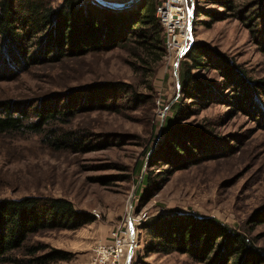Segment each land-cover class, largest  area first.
Returning a JSON list of instances; mask_svg holds the SVG:
<instances>
[{
  "label": "rangeland",
  "instance_id": "1",
  "mask_svg": "<svg viewBox=\"0 0 264 264\" xmlns=\"http://www.w3.org/2000/svg\"><path fill=\"white\" fill-rule=\"evenodd\" d=\"M187 1V49L192 42L207 44L233 59L252 78L264 77V54L242 19H211L205 10L223 9L211 0ZM184 54L177 57L175 49L165 47L151 66L115 47L60 62L32 64L21 71L15 64L0 67V101H11L16 108L17 104L26 109L39 102L51 103L58 94L61 101L72 104L77 91L105 80L129 83L145 96L138 102L119 98L115 106L106 108L78 107L59 119L56 123L61 130L86 135L78 150L52 147L32 132H0V198L63 197L92 218L77 229L30 234L25 246L13 250L3 264H29L25 251L31 245L46 247L38 255L52 248L66 252L65 259L48 264H99L100 246L111 253L119 245L122 251L114 264H125L132 242L130 224L134 247L129 264L140 260L200 264L176 251L145 252L150 238L145 221L168 211L214 217L232 228L249 229L255 242L264 247V112L256 120L247 104L238 110L230 98L231 89L223 87L215 90L214 100L204 109L175 122L187 126V135L176 134L184 133L176 130L170 136L167 126L175 118L171 106L179 95ZM194 72L212 85H225L216 69ZM171 137L186 155L173 154L167 146ZM163 168H170L172 174L147 201H141L143 175L155 176Z\"/></svg>",
  "mask_w": 264,
  "mask_h": 264
},
{
  "label": "trees",
  "instance_id": "2",
  "mask_svg": "<svg viewBox=\"0 0 264 264\" xmlns=\"http://www.w3.org/2000/svg\"><path fill=\"white\" fill-rule=\"evenodd\" d=\"M211 2L223 11L208 9L204 11L207 16L216 20L229 16L242 19L264 54V0ZM156 6L153 0H140L122 9L106 7L94 0L57 3L54 0H0V67L5 69L15 64L21 71L32 64L60 62L115 47L124 48L142 61L151 62V66L155 65L164 53L166 39L156 16ZM208 68L216 69L225 80L224 86L205 82L194 72ZM6 75L8 73L3 74ZM178 82L179 95L171 106L175 118L167 126L170 136L176 130L184 131L176 134L187 135V126L175 122L185 119L193 110L204 109L214 100L215 90L223 87L231 89L229 97L235 99L238 110L245 109L247 104L256 120L264 112V77L252 78L233 59L207 44L192 42L189 45L180 63ZM61 96L58 94L51 103L39 102L26 109L19 104L14 107L11 101H0V132H32L41 135L52 147L78 150L86 135L79 130H61L56 123L59 119L73 114L78 107L106 108L115 106L119 98L138 102L145 97L129 83L110 80L87 84L77 91L72 104L66 99L61 101ZM257 96L263 100H256ZM174 139L171 137L167 146L173 154L186 155ZM172 172L170 168H163L155 176L143 175L141 201H147L156 193ZM90 221V215L76 210L63 197L0 198V264L10 259L13 250L24 247L30 234L43 229H77ZM144 228L150 234L144 245L146 253L176 251L200 264H264V247L255 242L249 229L232 228L214 217L168 211L147 219ZM45 248L28 246L27 262L48 264L67 257L66 252L53 248L38 255ZM132 264L153 263L140 260Z\"/></svg>",
  "mask_w": 264,
  "mask_h": 264
},
{
  "label": "built area",
  "instance_id": "3",
  "mask_svg": "<svg viewBox=\"0 0 264 264\" xmlns=\"http://www.w3.org/2000/svg\"><path fill=\"white\" fill-rule=\"evenodd\" d=\"M156 16L164 28L166 35L165 47L176 50V56L183 55L188 45V30L190 28V8L187 0H160L156 6ZM130 235V232L128 231ZM130 244V248L134 247V239ZM118 247V248H117ZM121 248L116 245L111 253H107L103 246L98 248L99 255L96 262L99 264H114L121 253ZM124 264V263H123Z\"/></svg>",
  "mask_w": 264,
  "mask_h": 264
},
{
  "label": "water",
  "instance_id": "4",
  "mask_svg": "<svg viewBox=\"0 0 264 264\" xmlns=\"http://www.w3.org/2000/svg\"><path fill=\"white\" fill-rule=\"evenodd\" d=\"M94 1H96L98 4L106 6V7H110V8H113V9H122V8H125V7L132 6L133 4L139 2L140 0H127V1H124V2H111V1H107V0H94ZM177 86H178V89H179V82H177ZM133 230H134V227H133V225L130 224V233L131 234H132ZM132 253H133L132 248H129L125 264H129L130 263V259H131Z\"/></svg>",
  "mask_w": 264,
  "mask_h": 264
},
{
  "label": "crops",
  "instance_id": "5",
  "mask_svg": "<svg viewBox=\"0 0 264 264\" xmlns=\"http://www.w3.org/2000/svg\"><path fill=\"white\" fill-rule=\"evenodd\" d=\"M107 1H111V2H124V1H127V0H107Z\"/></svg>",
  "mask_w": 264,
  "mask_h": 264
},
{
  "label": "bare ground",
  "instance_id": "6",
  "mask_svg": "<svg viewBox=\"0 0 264 264\" xmlns=\"http://www.w3.org/2000/svg\"><path fill=\"white\" fill-rule=\"evenodd\" d=\"M130 235H131V239L133 238V232H132V234L130 233Z\"/></svg>",
  "mask_w": 264,
  "mask_h": 264
}]
</instances>
